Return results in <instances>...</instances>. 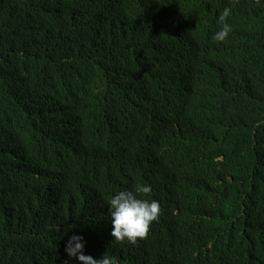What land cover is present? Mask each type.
I'll return each mask as SVG.
<instances>
[{"label": "trees", "instance_id": "1", "mask_svg": "<svg viewBox=\"0 0 264 264\" xmlns=\"http://www.w3.org/2000/svg\"><path fill=\"white\" fill-rule=\"evenodd\" d=\"M140 186L158 219L116 242L107 201ZM73 234L118 264H264V0H0V264H64Z\"/></svg>", "mask_w": 264, "mask_h": 264}, {"label": "clouds", "instance_id": "2", "mask_svg": "<svg viewBox=\"0 0 264 264\" xmlns=\"http://www.w3.org/2000/svg\"><path fill=\"white\" fill-rule=\"evenodd\" d=\"M230 15V9L224 8L218 17L220 27L215 31L211 40L213 42H223L232 31V27L227 23V17ZM151 189L148 186H140L135 189H125L116 192L107 201L108 221L111 224L109 233L111 239L116 242L136 243L137 239L144 238L148 233L150 225L158 219L160 213L159 202L155 199L140 198V194H148ZM72 226L69 225V228ZM67 231V230H66ZM83 237L80 235H71L65 244V253L68 260L74 257L78 264H118L115 256L109 254L106 250L99 258L94 259L90 255L83 253Z\"/></svg>", "mask_w": 264, "mask_h": 264}]
</instances>
